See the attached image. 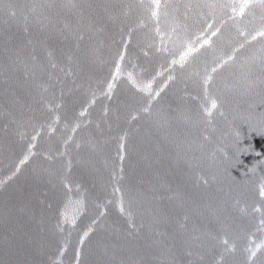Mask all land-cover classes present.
I'll return each mask as SVG.
<instances>
[{"label": "water", "instance_id": "95a60500", "mask_svg": "<svg viewBox=\"0 0 264 264\" xmlns=\"http://www.w3.org/2000/svg\"><path fill=\"white\" fill-rule=\"evenodd\" d=\"M0 264H264V0H0Z\"/></svg>", "mask_w": 264, "mask_h": 264}]
</instances>
